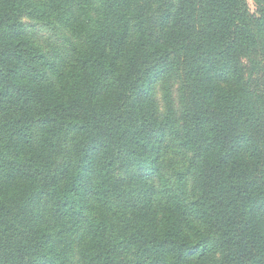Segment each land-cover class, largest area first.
I'll return each mask as SVG.
<instances>
[{"label": "trees", "instance_id": "trees-1", "mask_svg": "<svg viewBox=\"0 0 264 264\" xmlns=\"http://www.w3.org/2000/svg\"><path fill=\"white\" fill-rule=\"evenodd\" d=\"M0 264H264V0H0Z\"/></svg>", "mask_w": 264, "mask_h": 264}, {"label": "rangeland", "instance_id": "rangeland-1", "mask_svg": "<svg viewBox=\"0 0 264 264\" xmlns=\"http://www.w3.org/2000/svg\"><path fill=\"white\" fill-rule=\"evenodd\" d=\"M247 6L251 13H256L258 8V0H246ZM25 29L28 35L32 37L37 46L50 58L54 59L59 67H63L71 59L73 46H78L79 41L74 39L71 34L62 26H59L55 21L46 23L37 21L28 17L22 18ZM179 81L176 76L162 80L157 83L154 92L158 112L165 113L167 109V97L165 91H170L171 108L177 116L180 115L181 106L179 103ZM190 156L187 153L183 155L175 154L173 151H167L162 157L163 161V177L168 179L171 184L177 181L179 176L183 177L185 186L188 189L189 179L185 174ZM186 179H185V178ZM188 181V184L186 182Z\"/></svg>", "mask_w": 264, "mask_h": 264}]
</instances>
